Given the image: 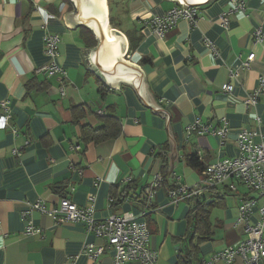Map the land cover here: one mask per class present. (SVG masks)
<instances>
[{
	"label": "crops",
	"instance_id": "1",
	"mask_svg": "<svg viewBox=\"0 0 264 264\" xmlns=\"http://www.w3.org/2000/svg\"><path fill=\"white\" fill-rule=\"evenodd\" d=\"M124 1L116 28L126 41L122 58L142 69L154 101L169 114L177 157L168 171L178 186L200 185L201 200L213 204L211 236L198 243L202 261H209L246 238L236 220L239 205L251 194L236 181L206 188L203 172L186 157L196 154L206 167L238 154L239 130L251 132L254 142L264 137V94L256 104L246 101L264 75V0H243V9L229 12L230 0H209L198 5L193 24L180 18L161 36L153 21L178 8L176 0ZM73 10L69 0H0V117L9 115L0 128V264H113L111 247L97 260L83 250L85 244L106 241L82 223H57L28 210L35 201L56 208L62 196L80 206L92 204L97 219L144 211L147 245L157 252L153 264H176L178 238L190 228L193 202L171 198L164 185L154 189L149 206L144 201V191L161 176L156 154L167 156L170 169L165 118L141 103L128 82L118 80L112 88L85 67L81 52L96 45L85 44L86 27L64 23L63 14ZM133 28L142 40L130 51L125 33ZM52 35L59 38L54 61L64 74L47 76L40 69L53 60L46 49V37ZM251 52L254 57L245 68L242 63ZM227 84L231 91L224 89ZM104 114L119 120L120 134L84 141L81 127L100 126ZM197 119L214 127L226 122L229 132L223 138L194 130L188 134ZM128 180L133 188L127 198L112 204V194L119 195ZM27 219L40 228L39 234L25 233ZM231 264L245 263L238 257Z\"/></svg>",
	"mask_w": 264,
	"mask_h": 264
},
{
	"label": "built area",
	"instance_id": "2",
	"mask_svg": "<svg viewBox=\"0 0 264 264\" xmlns=\"http://www.w3.org/2000/svg\"><path fill=\"white\" fill-rule=\"evenodd\" d=\"M34 2L35 0H29ZM178 8L170 10L163 16L155 19V32L158 35L175 26L180 18L187 19L193 24L198 16V5L188 6L179 3ZM243 9V0H230L228 12L231 10ZM222 21H226L222 18ZM256 40H261L259 30L254 32ZM59 38L56 35L46 37V49L53 58L52 62L43 66L40 71H45L47 76L57 73L64 74L61 67L54 59L56 57V44ZM254 57V53H249L247 59L242 63L243 67H248ZM226 91H231L232 86H224ZM264 94V75L259 76L257 87L248 95L246 101L249 104H256L260 96ZM103 114L102 111H98ZM9 119V115L0 117V128H4ZM196 131L198 135L206 133L225 137L229 132V126L223 122L221 126L214 127L209 124H203L196 120L188 126L187 133ZM238 154L233 157H224L222 159L210 162L203 170L202 184L206 188L214 189L229 181H236L243 185L250 196L243 199L239 205V217L236 222L243 224L246 238L233 246H229L212 255L205 264H214L222 260L226 264H231L236 258H241L245 264H257L264 260V137L259 142H254L252 133L247 129L239 130L236 133ZM162 186V177L157 176L156 180L148 187L145 192V203L150 205V197L157 187ZM232 188L235 186L231 185ZM171 198L188 199L191 197L202 196L200 185L195 188H188L179 185L168 191ZM261 202V203H260ZM260 203V204H259ZM37 210L41 213L53 217L57 223L73 222L82 223L95 236L104 238L106 244L88 243L83 246V250L88 256L97 260L104 253L107 247L114 251L113 264H121L128 261H138L141 264H153L157 258V252L148 247L149 228L144 220L145 212L142 211L135 215L131 212H125L121 215H110L105 219L94 217V207L88 203L78 205L67 197L62 196L58 207L47 208L41 201H35L30 204L28 209ZM258 217L255 219L254 214ZM27 214V213H26ZM26 214H23L25 216ZM25 233L29 235L39 234L40 228L32 225L30 220H26ZM97 264H101L97 262Z\"/></svg>",
	"mask_w": 264,
	"mask_h": 264
},
{
	"label": "water",
	"instance_id": "3",
	"mask_svg": "<svg viewBox=\"0 0 264 264\" xmlns=\"http://www.w3.org/2000/svg\"><path fill=\"white\" fill-rule=\"evenodd\" d=\"M74 5L72 12H66L62 18L64 23L73 28L84 26L89 29L97 39L94 48L85 49L81 52L84 65L100 77L104 83L112 88L118 84V80L128 82L136 91L141 103L151 108V112L165 118L166 132L170 144V171L172 160L176 159L175 143L170 128L167 126L169 114L154 101L147 85V81L142 69L122 58L126 50V41L121 32L112 28L113 33H109L103 27L101 20L103 14V0H69ZM188 6H196L207 3L209 0H176ZM106 24L109 18L106 15Z\"/></svg>",
	"mask_w": 264,
	"mask_h": 264
},
{
	"label": "trees",
	"instance_id": "4",
	"mask_svg": "<svg viewBox=\"0 0 264 264\" xmlns=\"http://www.w3.org/2000/svg\"><path fill=\"white\" fill-rule=\"evenodd\" d=\"M125 6L126 2L124 0H122V2H120L118 5L116 0H108L109 24L112 27L117 28L119 25H121L120 15L125 11ZM83 32V39L87 47L90 48L95 46L97 41L94 34L87 28H84ZM125 34L129 40V50L132 51L142 40V35L136 28L127 30ZM143 61H146V59H142V62ZM29 87L30 85L26 83L27 90H29ZM104 115L105 116H102L101 118L102 124L100 126L96 128H90L87 126L81 127L84 141L100 142L120 134L121 124L119 120L111 115ZM156 156H159L162 162L160 170L162 185H164L168 191L176 188L178 186V182L168 171L167 156L162 153H158ZM186 161L198 172H203L205 169L204 164L199 160L196 154L187 156ZM132 183L133 181L131 180L126 181L119 195L112 194V204L123 201L127 198L129 189L133 188ZM201 198L202 196L191 197L187 199L193 202L190 210V228L183 237L178 238L179 247L176 264H205V262H207L202 261L201 257L199 256L198 243L208 239L211 236L209 214L213 204H204Z\"/></svg>",
	"mask_w": 264,
	"mask_h": 264
},
{
	"label": "bare ground",
	"instance_id": "5",
	"mask_svg": "<svg viewBox=\"0 0 264 264\" xmlns=\"http://www.w3.org/2000/svg\"><path fill=\"white\" fill-rule=\"evenodd\" d=\"M179 2V1H178ZM180 3V2H179ZM182 4V3H181ZM103 14H102V18H101V20H102V24H103V27H104V29L106 30V31H108L109 33H113L112 32V28H110L109 26H108V24H106V15H107V6H106V2H105V0H103Z\"/></svg>",
	"mask_w": 264,
	"mask_h": 264
},
{
	"label": "rangeland",
	"instance_id": "6",
	"mask_svg": "<svg viewBox=\"0 0 264 264\" xmlns=\"http://www.w3.org/2000/svg\"><path fill=\"white\" fill-rule=\"evenodd\" d=\"M178 2V1H177Z\"/></svg>",
	"mask_w": 264,
	"mask_h": 264
}]
</instances>
